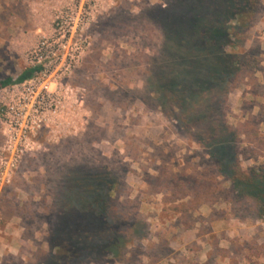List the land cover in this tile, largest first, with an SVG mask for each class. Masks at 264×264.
Segmentation results:
<instances>
[{
	"label": "rangeland",
	"instance_id": "1",
	"mask_svg": "<svg viewBox=\"0 0 264 264\" xmlns=\"http://www.w3.org/2000/svg\"><path fill=\"white\" fill-rule=\"evenodd\" d=\"M87 2L93 14L77 31L83 48L75 62L61 50L58 59L44 62L47 72L7 86L24 93L47 90V105H55L8 171L1 159L10 161L13 149L2 153L8 135L0 121V264H45L56 252L50 241L65 225L69 205L84 197L77 184L100 174L118 182L109 191L112 216L106 223L112 225L113 216L122 219L125 233L135 224L145 239L131 236L118 256L112 248L107 256L79 264H234L215 256L232 241L264 243V222H244L250 213L231 214L223 200L229 184L215 179L208 150L182 127L177 96L153 92L156 71L167 59L159 26L165 3ZM80 3L0 0V82L16 80L43 61L52 47L41 43L54 35L57 17L61 12L76 17ZM250 35L244 47L257 64L249 62L243 77L253 75L257 83L233 87L224 107L228 124L245 130L240 125L248 122L264 141V0ZM246 137L241 139L247 142ZM241 151L243 168L264 166L263 144L246 143ZM193 197L213 203L197 206ZM157 244H166V253L151 263L146 256Z\"/></svg>",
	"mask_w": 264,
	"mask_h": 264
},
{
	"label": "trees",
	"instance_id": "2",
	"mask_svg": "<svg viewBox=\"0 0 264 264\" xmlns=\"http://www.w3.org/2000/svg\"><path fill=\"white\" fill-rule=\"evenodd\" d=\"M163 2L166 7L161 10L159 26L167 59L163 64L157 63L160 69L153 80V92L162 97H167L168 93L177 96L182 127L208 150L215 165V179L222 178L229 184L223 200L231 214L250 213L252 217H242L244 222L252 219L264 222V166L243 168L241 153L242 145L249 143L259 148L264 141L257 139V132L252 131L248 122L240 125V128L245 127L244 131L228 124L224 107L226 95L233 87L244 85L248 89L257 83L253 75L243 77L245 66H251L249 62H254L253 66L257 64V59L250 58L244 46L251 37L263 0ZM165 64L170 67L169 71L160 67ZM41 71L40 66L30 67L16 80L1 81L0 89L22 84ZM247 78L251 80L248 83ZM242 135H247V142L241 139ZM250 135L254 139H249ZM100 175L83 176L82 182L77 184L84 197L73 206L69 205L65 225L50 241V249L56 252L45 264H79L85 259L107 256L112 248L113 257H116L129 237L145 239L135 224L125 233L122 219L113 216V224L106 223V218L112 216L109 191L114 190L118 182ZM192 200V203L198 202L197 197ZM114 203L113 198V206ZM206 203H213V200H205L197 206ZM236 243L230 242V247L221 249L215 257L234 264H264V243L256 238L245 241L242 246ZM166 248V244H157L154 253L146 258L157 263L165 255Z\"/></svg>",
	"mask_w": 264,
	"mask_h": 264
},
{
	"label": "built area",
	"instance_id": "3",
	"mask_svg": "<svg viewBox=\"0 0 264 264\" xmlns=\"http://www.w3.org/2000/svg\"><path fill=\"white\" fill-rule=\"evenodd\" d=\"M81 1L82 3H80L78 11L75 12L76 17L69 14L65 16L63 12L57 17L54 35L49 40L41 43L42 46L48 45L52 48L43 61L40 60L33 67L40 66L42 67L41 72H47L46 66L48 65L44 62L49 60L48 63H51L53 60H56L61 50H66L64 57L69 58L70 63L75 62V58L79 57L75 52H78L83 47H78L77 31L89 24L93 14L91 6L85 5V0ZM90 2L93 3V7L97 5L96 0H88L87 3ZM74 7L75 5L70 7L69 10L73 11ZM81 42L83 44L87 43L86 40H82ZM71 44H74L73 48L70 47ZM26 90L28 93H24V91L20 92L19 86L7 87L0 90V121L5 126L4 135H8L2 153L4 154L13 149L10 161L5 160L4 157L1 159L2 165L6 166L5 170L7 171L15 166L14 161L18 159L13 158L23 152L27 142L30 140L29 135H36L37 131L42 128L47 113L55 105L53 103L47 105V90L37 93L32 88Z\"/></svg>",
	"mask_w": 264,
	"mask_h": 264
}]
</instances>
